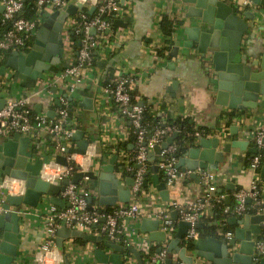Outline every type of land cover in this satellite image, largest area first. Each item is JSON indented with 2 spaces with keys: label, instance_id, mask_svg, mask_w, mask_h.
Masks as SVG:
<instances>
[{
  "label": "crops",
  "instance_id": "0c3cea01",
  "mask_svg": "<svg viewBox=\"0 0 264 264\" xmlns=\"http://www.w3.org/2000/svg\"><path fill=\"white\" fill-rule=\"evenodd\" d=\"M118 2L120 13L114 20H121L127 26L126 28L112 27L107 35L100 37L101 45L94 54V68L84 72V81L74 93L69 91L67 86L64 87L65 85L52 83L53 76L68 66V60L64 56L59 67L44 73L37 81L28 80L24 84L14 72L6 71L7 75L0 76V100L27 97V107L33 114H39V111L45 114L57 107L55 105L56 100L65 98L69 103H75V107L71 109V116L79 119L77 128L80 129L83 118L81 116L82 108L79 104L88 96L89 90L94 88L96 116L92 120L98 122L99 133L90 135V129L86 128L85 130L86 138L90 141L88 157L96 156L100 159L101 164H107L113 156H116L115 175L122 184L130 175L124 176L119 171L124 164L130 162L131 156L135 153L134 142L129 140L131 135L130 124L118 114L113 106L102 101L99 95L101 89L109 85L112 86L123 76L130 75L133 77L131 92L134 95V101L148 109L161 124V127L169 121L175 122L177 119H185L186 125L194 133L198 132L202 136L209 137L217 136L222 140V144H229L237 140L246 141L249 148H254L253 137L258 129L264 127V97L259 99L255 109L247 112L230 111L225 107H220L215 104V95L211 91L205 63L200 60L195 51L188 52L180 49L176 58L169 56L171 53L169 40L174 39L176 41L179 39L178 23L185 13V8L178 3V0H118ZM1 7L0 5V16ZM258 7L262 13L258 19L259 22L249 23L251 32L244 37L242 43L243 54L249 56L251 60L260 58L264 54V7ZM163 21H166L167 25L169 24L171 31L169 35L162 32ZM2 33L3 30L0 29V36ZM163 48L165 51L160 54ZM186 54L188 57L185 56ZM9 76H11L10 84H3L5 78H9ZM157 127H154L152 131ZM232 128L234 130L231 132ZM177 133L179 134V129ZM4 139V137H0V143ZM50 139L51 136L48 133H41L37 139L30 140L28 150H32L35 154L43 153L50 145ZM191 143L187 140L183 146L185 151L182 154L187 152ZM72 145L75 147L74 142ZM254 156L238 149H231L228 154L224 155L222 163H215L209 168L210 172L216 174V190L213 193V198L214 201L217 198L220 201L206 209L207 212L198 224L201 223L204 229L208 225L218 226V228L214 236H204L205 231L203 229L198 230V238H216L226 242L225 238L217 236V231L221 225H227L230 230L226 231L233 232V227L226 222L228 219L232 217L242 218L244 215H259L250 209L251 202L246 203L248 209L241 216L224 217L222 213L224 207L232 208L235 206L234 194L237 191H246L250 188L253 178L250 161ZM75 162L77 165L83 163L85 170L88 169L89 161L82 160L80 156H76ZM262 165L263 163L260 167ZM57 171V167L53 166V173L56 174ZM258 174L260 175V169ZM0 178H2L1 172ZM159 178L162 181L160 174ZM148 180V186L138 200L140 205L150 212L156 211L160 207L167 208L168 204L163 203L153 189L150 175ZM261 181L264 180L261 179ZM82 186L88 189L87 202L88 197L93 194V184L88 183ZM205 194V186L202 184L200 176L198 180L191 179V177L180 178L177 179L169 192V202H176L178 205L185 206L203 199ZM96 199L91 203V209L102 212L113 210V208L98 207ZM119 205L121 204L116 206ZM52 207L54 206L48 202H42L35 209L23 207L20 210L19 244L17 255L12 264H37L36 259L43 243V229L50 217ZM55 208L62 210L58 207ZM215 208L219 213H216ZM87 210L91 211L88 209V205ZM175 211L169 212L170 219L171 213ZM177 214L176 222L178 223L180 222V215L178 212ZM141 220L129 224L132 238L130 243L124 247H133L142 256L144 247L149 246L150 252H156L163 246V243L148 240V234L142 233L139 229ZM97 229L96 226L87 233V235L102 238V241L97 244L82 239L77 241L76 238L65 239L61 248H57V252L62 258L61 264H97L93 258L94 249H102L108 254L114 253L112 249H106L103 246L108 241L99 234ZM260 231L262 239L264 220L260 226ZM190 245L191 243H185V241L180 243V247ZM189 251L191 252L192 249ZM263 258L264 254L257 258L258 262Z\"/></svg>",
  "mask_w": 264,
  "mask_h": 264
},
{
  "label": "water",
  "instance_id": "95a60500",
  "mask_svg": "<svg viewBox=\"0 0 264 264\" xmlns=\"http://www.w3.org/2000/svg\"><path fill=\"white\" fill-rule=\"evenodd\" d=\"M253 2L257 6L264 7V0H253ZM178 3L185 8V13L178 23L179 39L169 40L171 48L169 56L176 58L180 49L188 52L195 51L200 60L205 63L216 105L230 111L247 112L255 109L259 99L264 97V54L260 58L251 60L249 56L243 54L242 47L244 37L251 32L249 23L254 22L253 13L246 11L241 15L237 14L222 0H178ZM81 9L80 2L72 1L62 11H53L48 14L37 29L29 50L12 51L4 64L0 66V76L5 75L6 71H12L25 84L28 80H39L44 73L58 67L64 57L62 41L64 23L68 17L74 16ZM1 10L3 11V7ZM94 10L95 8L92 7L88 14L91 16ZM112 26L126 28L127 25L121 20H114ZM89 34L95 35V29H90ZM69 35L72 37L74 34L69 33ZM185 56L188 57V54ZM94 93L95 89L91 88L88 96L79 104L83 118L81 128L77 129L70 138L71 142L75 143V147H65L63 155H56L53 158L54 164L66 167L68 166L67 155L81 156L88 159V169L76 166V172L71 178L59 183L50 182L41 176V170L49 156L45 154V151L35 154L32 150H28L30 136L14 134L0 143L2 177L19 181L24 187L22 194L7 195L1 207L0 264H12L17 255L20 210L23 207L35 209L42 202H48L51 206L63 209L65 200L59 196L69 184H93V194L87 199L89 210H92L91 203L96 197L97 205L101 208H114L117 204L126 205L130 202L133 173H130L122 184L115 175L116 156H113L107 164H101L96 156L88 157L90 141L86 138L85 130L89 128L90 135L99 133L98 122L92 120L96 116ZM59 104L60 101L56 100L55 105L58 107ZM3 105L4 101L0 100V108ZM38 113L40 114L41 111ZM45 115L49 119L55 117L53 111H48ZM233 130L232 128L231 132ZM177 136L178 133H175L163 144L155 146L147 157L150 166L144 176L142 187L147 188L150 175L152 187L163 203L169 202V190L164 182L160 181L156 161L161 151L172 145ZM221 141L217 136L194 137L186 153L175 155L176 168L183 172H193L190 175L191 179L198 180L201 172L209 171L215 163H222L224 155L231 149H238L252 155L258 154V149L249 148L246 141L237 140L229 144H222ZM50 160L49 157L47 161ZM262 163L259 177L264 180V159ZM249 202L250 199H247L246 203ZM177 216L176 211L171 213V220L176 222ZM263 220L262 215L232 217L226 221L233 227V237L227 242L201 237L186 247H180V243H183L191 226L187 222L180 221L177 223L173 239L167 243L166 251L169 254L176 253L183 264H264V258L259 262L256 260L264 252V249L262 251L256 249L261 241L260 226ZM194 227L196 230L203 229L201 223L195 224ZM139 229L142 233L148 234L150 242L164 243L166 241L165 234L159 230V222L156 219H142ZM69 238L82 239L92 244L102 241L101 237L81 234L78 231L66 229L62 225L56 233L57 248H61L63 241ZM103 246L106 249H112L114 253L108 254L102 249H94L92 253L97 264H127L126 255H131L137 264H144L142 256L133 247L109 242L104 243ZM160 251L161 248L157 250V252ZM165 264H171V259H167Z\"/></svg>",
  "mask_w": 264,
  "mask_h": 264
},
{
  "label": "built area",
  "instance_id": "2783aa9c",
  "mask_svg": "<svg viewBox=\"0 0 264 264\" xmlns=\"http://www.w3.org/2000/svg\"><path fill=\"white\" fill-rule=\"evenodd\" d=\"M24 1L0 0V5L3 7L0 16V29L3 30L0 36V65H2L6 53L23 51L29 47V41L33 39L37 29L48 14L53 11H62L72 1L80 2L82 9L78 10L74 16L66 19L62 30L64 56L68 60V66L56 73L52 79L54 85H65L64 87L67 86L68 90L74 93L84 81V72L91 71L94 68V54L101 45L100 37L107 35L111 29L109 21L102 18L109 16L115 18L119 15L118 0H37L36 13L38 17L36 20L31 21L19 18ZM222 1L230 5L237 14L241 15L246 11L253 13L254 22H257L262 14L253 0ZM92 7L95 10L90 16L88 11ZM90 29H95L96 34L90 35ZM69 33L79 36V46L77 48H75V42ZM10 81L11 76L6 77L3 84L9 85ZM132 84V76H123L112 86L109 85L101 89L99 95L102 101L113 106L118 114L134 129L136 136L134 141V166L129 165L128 162L119 171L120 174L133 173L130 202L126 205L116 206L110 212L95 211L96 209L88 211L86 197L89 194L87 187L82 186L84 183L79 185L69 184L65 191L61 193V198L65 200L66 206L62 210H57L55 207L50 210V217L43 229V243L36 259L37 264H49V261H51V264L62 263V258L58 254L56 246V233L62 225L66 229L75 230L85 235L97 226L99 234L104 236L109 243L124 246L128 245L132 238L129 224L144 218L156 219L159 222V230L165 234L166 241L163 243L160 252H150L148 250L149 246L144 247L142 250L143 263L165 264L167 259H171V264H183L176 253L169 254L166 251L167 243L173 239L177 230V222L170 219L169 212L176 210L180 215L179 221L190 224L191 228L187 231L184 241L185 243H192L199 237L198 230L194 227L195 224L205 215L206 209L219 203V198L216 201L213 198V193L216 190V174L203 171L199 174L206 192L203 199L185 206L178 205L176 202H169L167 208L160 207L152 212L140 205L138 200L145 191L142 187L143 179L149 170L148 154L155 146L163 144L167 138L177 133L178 128L164 125L155 128L149 135L147 127L142 125V115L145 108L135 104L131 95ZM27 101V97L4 100V105L0 108V137L6 139L14 134H21L30 136V139H37L41 133H48L51 139L50 145L45 149V154L50 157L51 162H48L49 159L47 158L46 164L41 170V176L43 177L46 167H57L58 171L54 174V178L48 180L50 182L59 183L64 179L71 178L76 172V166L85 169L83 163L77 165L75 162L77 155L66 156L68 163L66 167L53 163V158L56 155H63L65 147H73L70 138L79 125V119L71 116L67 99L60 98L59 106L53 109L55 114L53 119H49L43 113L33 114L27 107ZM194 136L199 137L202 135L197 132ZM253 142L255 148L258 149V153L263 152L264 127L256 131ZM175 155L176 146L172 144L161 151L156 161L161 179L169 192L177 179L188 178L193 173L191 171L182 172L177 169ZM81 158L88 161L87 158ZM261 161L259 155H255L250 161V170L253 173L250 188L246 191L239 190L234 194L235 206L232 208L224 207L222 211L224 217L243 215L248 209L246 206L247 199H250L251 202L250 209L256 214L264 216V181H261L258 174ZM136 166L137 169H135ZM84 181L87 180L84 179ZM23 189V184L19 181L0 178V211L7 195L22 194ZM217 236L225 238L227 242L233 237V232L219 229ZM256 249L258 251L264 249V236ZM125 259L127 264L135 263L131 255H126Z\"/></svg>",
  "mask_w": 264,
  "mask_h": 264
},
{
  "label": "trees",
  "instance_id": "16d2710c",
  "mask_svg": "<svg viewBox=\"0 0 264 264\" xmlns=\"http://www.w3.org/2000/svg\"><path fill=\"white\" fill-rule=\"evenodd\" d=\"M36 2H37V0H25L23 2V9H22L21 13L19 14V18H23V19L29 20V21L36 20L37 17H38L37 13H36V8H37ZM102 19H106V20L109 21L110 26H111V30H112V27H113L112 23L114 21V17L113 16H109V17H103ZM41 20H43V19H41ZM161 28H162V32L165 35H169L170 34L171 31H170V28H169V24L167 25L166 21H163V24H162ZM72 39L75 42V48H77V40L79 39V36L78 35H73ZM32 41H33V39H31L29 41V47L27 49H24L23 51H28L29 50V48L32 45ZM164 51H165V48H163L161 50L160 54H163ZM9 56H10V53H6L4 55V60H3L2 64L5 62V60ZM131 95H132V97H134L132 92H131ZM135 104H137V103L135 102ZM73 107H75V103H71L70 102L69 103L70 110ZM186 123L187 122H186L185 119L184 120L177 119L175 122L169 121L166 124V126H176L179 129V134H178V136H177V138L175 140V143H174L175 146H176V155H181L185 151V148L183 146L186 144L187 140L192 142V140L194 139V134L195 133H194V131L191 128H189L186 125ZM142 125L147 127L149 135L153 132L152 129L154 127H157V126L160 127L161 126V124H159L158 120L156 118H154V116L151 115V112L148 109H145V111L143 112ZM130 132H131V135H130L129 140L131 142H134L136 136H135V133H134V129L131 126H130ZM188 135H190V137H188ZM125 148H126V146H125ZM134 154L131 156L129 165H133L134 166V159H133L134 158ZM257 155L260 156L261 160L264 159V153L263 152H259ZM149 166H150V163H149ZM129 175H130V173H124V176H129ZM215 211H216V213H219V211L216 208H215ZM106 212H110V210H107ZM221 227H223L222 229H224V231L225 230H230L227 225H221ZM217 228H218V226L215 227V226H209L208 225L204 229V226H203V230L205 231L204 232V236H214V235H216L215 231H216ZM0 234H1V232H0ZM76 240L80 241V239H76Z\"/></svg>",
  "mask_w": 264,
  "mask_h": 264
},
{
  "label": "bare ground",
  "instance_id": "6f19581e",
  "mask_svg": "<svg viewBox=\"0 0 264 264\" xmlns=\"http://www.w3.org/2000/svg\"><path fill=\"white\" fill-rule=\"evenodd\" d=\"M43 177L46 180H52L54 178L53 167L51 166L46 167L43 173Z\"/></svg>",
  "mask_w": 264,
  "mask_h": 264
},
{
  "label": "clouds",
  "instance_id": "9594fccd",
  "mask_svg": "<svg viewBox=\"0 0 264 264\" xmlns=\"http://www.w3.org/2000/svg\"><path fill=\"white\" fill-rule=\"evenodd\" d=\"M49 264H51V261H49Z\"/></svg>",
  "mask_w": 264,
  "mask_h": 264
}]
</instances>
